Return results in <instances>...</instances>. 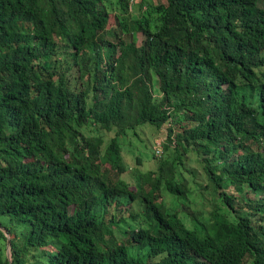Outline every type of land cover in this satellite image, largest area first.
I'll list each match as a JSON object with an SVG mask.
<instances>
[{
	"label": "trees",
	"instance_id": "1",
	"mask_svg": "<svg viewBox=\"0 0 264 264\" xmlns=\"http://www.w3.org/2000/svg\"><path fill=\"white\" fill-rule=\"evenodd\" d=\"M137 1L0 0L11 264H264V0Z\"/></svg>",
	"mask_w": 264,
	"mask_h": 264
},
{
	"label": "rangeland",
	"instance_id": "2",
	"mask_svg": "<svg viewBox=\"0 0 264 264\" xmlns=\"http://www.w3.org/2000/svg\"><path fill=\"white\" fill-rule=\"evenodd\" d=\"M140 1L141 0H138L137 2H140ZM135 9H136V7H135ZM133 10H134V8H132V11ZM111 23H114V22H111ZM113 25H115V24H113ZM111 27H113V26H111ZM110 38L114 40L113 37H110ZM141 41H142L141 34H137L136 35L137 44H140ZM152 133H153V137L151 138V136H149L148 139L155 142V147H154L155 152L161 153V150H162L161 144L164 143V141H165L167 131L163 127L162 129H158V130L152 129ZM129 136H131V138H133L134 141H136V142L138 141L134 135L130 134ZM145 142L147 143V140H145ZM122 148H123V154H124L125 160L127 161L128 165L131 167L129 169H134V167H137L140 171L145 172L146 170L153 169L156 167L157 157L153 158L154 155H151V150H150L149 146L146 147V145H144L143 143L141 144L140 142H138V145H136L135 143H133V141H131L130 143L126 142V144L124 142V145L122 146ZM152 148H153V146L151 145V149ZM181 152H182V150H181ZM140 154L142 155L143 158L138 157V158H140V163H137V161H136L137 157H135V156L140 155ZM183 154H184L183 155L184 159L189 161V162L188 161L185 162V166L190 165L191 168L196 170V172L198 174L197 180H198V182H201L202 179L200 178V175H201V173H203V170L201 167V163L198 161L197 154L193 150H188V152L183 153ZM192 180H193V177H192ZM203 192L205 193V196H206L205 200H204V204H205L206 208H209L208 202L210 200H212L213 197L208 193V191H203ZM249 198H255V195L252 191H251V195L249 194ZM165 199L167 201L170 200V198H165ZM180 216L183 218L184 222L189 227L193 226L190 222V219L187 216L183 215L182 213L180 214ZM1 221L3 222L4 226L0 227V230H2L4 233H5L4 229L7 230L8 228H12L11 223L9 222V220L7 218L1 219ZM6 237L12 238L13 235L9 234L6 231ZM0 255L2 257H6V258L10 259V248L8 247L7 242L3 239H0Z\"/></svg>",
	"mask_w": 264,
	"mask_h": 264
},
{
	"label": "water",
	"instance_id": "3",
	"mask_svg": "<svg viewBox=\"0 0 264 264\" xmlns=\"http://www.w3.org/2000/svg\"><path fill=\"white\" fill-rule=\"evenodd\" d=\"M1 227V226H0ZM4 231H5V234H6V229H4ZM6 242H7V244H9L10 243V237H6ZM9 260V263L8 264H11V259H8Z\"/></svg>",
	"mask_w": 264,
	"mask_h": 264
}]
</instances>
